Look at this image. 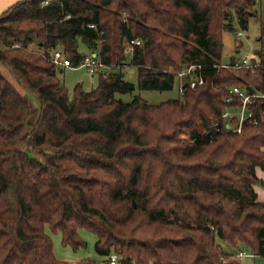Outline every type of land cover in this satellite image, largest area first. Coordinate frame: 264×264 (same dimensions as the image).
I'll return each instance as SVG.
<instances>
[{
	"label": "trees",
	"instance_id": "obj_1",
	"mask_svg": "<svg viewBox=\"0 0 264 264\" xmlns=\"http://www.w3.org/2000/svg\"><path fill=\"white\" fill-rule=\"evenodd\" d=\"M264 0H22L0 15V65L37 96L38 114L0 73V264H69L64 246L96 236V253L118 264L223 262L222 244L264 257V100L256 126L221 129L229 88L264 93V67L228 70L223 33L244 30ZM94 26V27H91ZM139 38L132 53L124 48ZM253 61L264 64V23ZM83 44L109 70L72 95L49 60L62 49L73 65ZM129 58V61H128ZM235 58L231 63H235ZM202 65L204 84L157 105L132 93L171 91L176 74ZM82 261L75 264H102Z\"/></svg>",
	"mask_w": 264,
	"mask_h": 264
},
{
	"label": "rangeland",
	"instance_id": "obj_2",
	"mask_svg": "<svg viewBox=\"0 0 264 264\" xmlns=\"http://www.w3.org/2000/svg\"><path fill=\"white\" fill-rule=\"evenodd\" d=\"M262 23H264V6L258 7L257 14L250 20L247 30L242 29L234 17L232 20V30L225 31L223 33V49L221 56L222 63L231 62L232 58L241 62L246 55L256 57V52L260 49L261 45L260 37ZM239 32L241 33V36H237V33ZM78 50L83 55H89V51L81 43L79 44ZM0 73L12 84L18 93L29 102L35 117L39 110L37 96L30 93L24 86L19 84L15 77L1 65ZM58 78L65 85L69 94L72 95L74 87L78 84L82 87L83 91L86 92L94 89L97 86L99 74L92 75L86 69H66L61 73L58 71ZM123 78L124 81L134 86L132 93L116 94V99H120L124 103H129L135 97H139L148 104L157 105L168 100L178 99L180 97L177 83H175L174 88L171 91L159 92L139 89L137 82V69L133 66H128L126 69H123ZM261 185L262 183H259L254 186L255 191L256 189L260 191L262 189ZM257 201L262 202L264 199L258 198ZM45 232L52 241L54 256L60 261L67 262L69 264H75L82 261H92L95 263L105 260L107 261V258H103L96 253V236L86 229H80L78 231L80 239L85 243L84 246H81L78 249H73L70 246H64L61 241L60 232H52L48 227L45 228ZM223 245L224 247L222 246V248L225 252H235V250H232L227 245ZM234 254L235 253H233L232 256Z\"/></svg>",
	"mask_w": 264,
	"mask_h": 264
},
{
	"label": "built area",
	"instance_id": "obj_3",
	"mask_svg": "<svg viewBox=\"0 0 264 264\" xmlns=\"http://www.w3.org/2000/svg\"><path fill=\"white\" fill-rule=\"evenodd\" d=\"M237 36H241V33H237ZM139 45H141V40L139 38L130 40L126 43L124 52L126 54L132 53L134 48ZM253 59L254 56L246 55L241 62L237 61L235 63H220L219 65H215V67L228 70H256L260 67H264V64H262L260 61H253ZM49 60L56 67L61 69H86L92 75H98L100 73L106 75L109 72V70L97 58L96 54L87 55L78 65H73L66 53L62 49H57L49 53ZM126 68L127 66H125L124 69ZM202 69V65H193L176 74V78L179 82L178 88L180 95L183 94L185 88L184 85L189 86L193 89L204 84V78L201 74ZM256 100H264V93H247L244 89L237 86L229 88L228 93L224 98V103L227 105V107L221 113V120L223 125L221 126L219 123H215V129L217 131L225 129L227 131H232L233 133L241 134L242 128L246 123L256 126L258 124V120L255 116ZM248 257L256 256L248 251L239 250L233 256H230L228 258L223 257L222 261H239ZM102 264H118L117 255L110 254L107 257V261Z\"/></svg>",
	"mask_w": 264,
	"mask_h": 264
},
{
	"label": "crops",
	"instance_id": "obj_4",
	"mask_svg": "<svg viewBox=\"0 0 264 264\" xmlns=\"http://www.w3.org/2000/svg\"><path fill=\"white\" fill-rule=\"evenodd\" d=\"M20 1L22 0H0V15L6 12L10 7H12L13 5H15L16 3ZM257 176L262 181V185H261L262 189L260 191L256 189V193L259 199H264V172H262L261 170H257ZM222 246L224 247L223 244ZM237 251L235 252L232 251L230 254H233V253L236 254ZM238 262L240 264H264V257H248V258L241 259Z\"/></svg>",
	"mask_w": 264,
	"mask_h": 264
},
{
	"label": "water",
	"instance_id": "obj_5",
	"mask_svg": "<svg viewBox=\"0 0 264 264\" xmlns=\"http://www.w3.org/2000/svg\"><path fill=\"white\" fill-rule=\"evenodd\" d=\"M184 87H186V85H184Z\"/></svg>",
	"mask_w": 264,
	"mask_h": 264
}]
</instances>
